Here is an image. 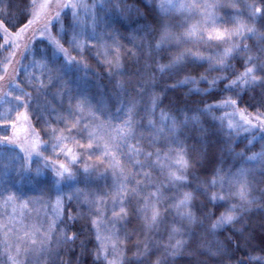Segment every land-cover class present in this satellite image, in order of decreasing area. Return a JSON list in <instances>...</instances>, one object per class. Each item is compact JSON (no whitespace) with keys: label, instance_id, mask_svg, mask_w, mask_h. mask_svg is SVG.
Instances as JSON below:
<instances>
[{"label":"snow or ice","instance_id":"snow-or-ice-1","mask_svg":"<svg viewBox=\"0 0 264 264\" xmlns=\"http://www.w3.org/2000/svg\"><path fill=\"white\" fill-rule=\"evenodd\" d=\"M151 3L149 22L136 33L140 43L133 44L134 52L128 50L140 65L138 82L129 91L121 71L124 48L108 25L114 10H128L124 0H16L14 5L0 0V81L7 80L8 89L0 97L8 104L0 112L5 125L0 135V207L12 208L8 222H0V264H89L85 257H91L90 264H177L175 257L185 252L196 258L193 264H207L199 259L205 254L219 257L212 264H264V236L256 243L254 234L245 236L246 227L233 232L235 247L231 237L209 246L207 253L188 247L196 239L192 229L216 236L239 224L257 203L256 177L264 183V0ZM174 13L183 19L176 21ZM94 51L115 80V112L94 106L84 94H72L64 79L75 71L86 80ZM157 75L183 76L171 87L192 85L187 95L199 96L204 107L191 114L172 103L161 107L155 85L149 83ZM250 91L254 94L246 100ZM55 95L68 99L59 125L53 121L39 130L26 128L28 135L21 140L20 122L47 110L40 98ZM241 102L247 107L241 108ZM202 117L229 137L218 141L222 154L225 148L232 154L234 146L247 140L244 151L235 153L242 161L235 172L216 165L209 130L198 127ZM190 128L200 133L191 145ZM256 143L261 150L245 158L244 152ZM13 173L19 177L15 191L7 179ZM25 185L49 198L55 214L47 230L23 223L29 206ZM259 199L264 200V190ZM65 215L71 223L61 220V228L56 220ZM78 218L85 221L79 229ZM133 218L138 227L129 232Z\"/></svg>","mask_w":264,"mask_h":264},{"label":"trees","instance_id":"trees-1","mask_svg":"<svg viewBox=\"0 0 264 264\" xmlns=\"http://www.w3.org/2000/svg\"><path fill=\"white\" fill-rule=\"evenodd\" d=\"M10 2L13 3L14 5L16 3V0H10ZM124 5L128 10L124 12H120L119 9H116V11H114V13L111 16L110 21L108 20V25L112 30V34L114 38L124 48L122 71L124 70L126 75L129 76V78L131 79L132 85L135 86L136 81L138 79L135 73L140 65L137 64L135 57H131L128 55V50L131 49L134 52L135 48H133V44L137 46L139 45L140 43L139 39L135 38L136 33L142 29L144 24L149 22V13L151 11L152 3L151 0H124ZM37 47L38 48L42 47V45L37 43ZM1 57L2 55H0V59ZM142 63L143 61H141V64ZM88 66L91 75H89L86 78V80L78 79V77L82 76V74L76 73L75 71H71L66 74L64 79L68 82L67 84L68 89H70L72 94L74 95L75 94L86 95L94 106H95L94 103L97 102L96 100H102L107 103V107L109 110L115 112L116 100L113 90V84L115 83V80H112L109 77L108 66L102 63L94 53L91 54L88 60ZM116 79L119 78L117 77ZM124 82L129 84L128 81H124ZM149 83H154L156 88V95L159 96L160 99L162 100L161 107L163 108H167V106L170 103H172L177 108L189 109L190 110L189 114H191V110L204 107V105L201 103V98L199 96L192 95L191 97H189L187 95L188 93L185 91L183 87L172 88L171 85L174 84L173 79H170L167 76H164L163 79H161L160 76L157 75L156 81ZM165 89H167L166 93L164 91ZM132 90L133 87L130 86L129 91ZM52 91L53 93L56 92L55 89H53ZM256 91H259V88H257ZM253 94L254 93L251 91L248 92L247 95L245 96V99L246 100L249 99ZM43 101H47L49 103L50 110L47 109L48 111H46L44 110V108H41L38 111L37 115H32L30 113V123L33 126V128H36L37 130L45 127V122H47L48 124H52L53 121L59 123V120H57L56 116L59 119L65 116V113L61 111V107H63L64 109H67L68 107L67 96H64L63 98H61L59 95L49 96L48 98L41 97L40 103L42 104ZM207 102L214 103V101L212 100H207ZM239 106L241 108L247 107V105L242 102L240 103ZM53 109H55L54 114L52 112ZM248 110L250 112L255 111L254 108H249ZM45 112H50V114ZM37 116H39L40 118L38 119ZM157 116H159V110H157ZM179 118L181 120L184 119V113H180ZM203 122L205 123L206 128L209 130V142L212 145V151H214L215 153V161H216L220 157V153H221L219 151L221 144H218V141H220V139L217 136L216 131H214L213 128L209 127L211 119L207 118V122H205V118L202 117L201 123ZM198 127H200V125ZM144 135L146 136V134ZM187 135L189 137L188 138L189 145H191L194 142V139L200 137V133L198 131L192 130L191 128ZM32 170L35 172V168ZM7 179L10 180L13 186V191H15L17 182L19 181V177H17L13 173L11 177ZM22 191L25 193L24 198L26 200H29V202H32L39 198H41L42 200L43 197L48 198L47 194L41 196L38 191L32 189L27 185H25L22 188ZM72 208H76V204L74 201L72 203ZM61 220H64L67 223H71L70 221L66 220V215H65L56 220V223L59 224L61 228L64 227V225L61 223ZM84 226H85V221L80 220L78 218L76 227L79 229ZM91 227H92L91 221L89 220L87 222V228L90 229ZM136 227H138V225L136 220L133 218L127 225V228L130 232L131 229ZM241 227H246L249 230L248 233H245V236H248L249 234H254L256 237L255 242L259 243L260 237L264 236V232L261 231V229L264 228V200L262 207L251 208L244 215V218L240 221L239 224H237L235 227L229 226L228 230H220L216 236H206L201 230L192 229V231L195 232L196 239L190 241L188 247L189 249L199 247L200 252L207 253V248L209 246L215 247L219 243H225L226 241H228L229 237L232 238L231 239L232 247H235L236 237H234L232 234L234 231H237ZM86 236L87 233H85V236H82L81 239H85ZM167 238L168 237L166 234L164 236L165 243L167 242ZM185 239H187V236H185ZM80 242H81L80 240H77L76 244L79 245ZM244 251L245 249L241 247L240 252H244ZM240 252L236 253L237 259L241 258ZM85 259L88 260L90 264L91 257H85ZM175 259L177 261V264H193V261L196 258L190 255L188 252H185L183 255L175 257ZM199 259L207 261V264H212V261L219 260V257L209 256L205 254L200 256ZM224 264H228V261H224Z\"/></svg>","mask_w":264,"mask_h":264},{"label":"rangeland","instance_id":"rangeland-1","mask_svg":"<svg viewBox=\"0 0 264 264\" xmlns=\"http://www.w3.org/2000/svg\"><path fill=\"white\" fill-rule=\"evenodd\" d=\"M89 2H91V0H89ZM188 2H192V0H188ZM201 2H203V0H201ZM114 11H116V10H114ZM224 11L230 12V11H232V9H227L226 8V9H224ZM111 16L112 15H110L108 17L109 21H110ZM173 18L176 21H179V20L183 19V17L179 13H174L173 14ZM193 22H195V20ZM30 35H31V33H29V36ZM38 39H39V34H37V40ZM28 42L31 43V41H28ZM100 50L103 51L102 48ZM20 51L21 52L23 51V42L21 43ZM93 53L95 54V51ZM2 58H3V56L1 57V59ZM15 59H17V60L20 59L19 54L15 57ZM24 63L28 64L29 61L25 60ZM122 68H123V60H122L121 71H122ZM201 71H203V70L201 69ZM123 72H124V70H123ZM0 75H3L2 67H0ZM193 75H197L198 76L199 73H193ZM213 75H215V73H213ZM118 78L121 79L120 77H118ZM122 79H123V81H128L130 86H132L134 88V86L131 83V79L129 78V76L126 75ZM172 79H173V82L175 83L177 80L183 79V76H180V77H177V78H172ZM137 82H138V79H137L136 83ZM6 84H7V80L0 81V97H2L3 94L8 91V89L5 87ZM205 86L206 85H203V84L200 85L201 88H203ZM182 87L188 93V89L193 87V86L192 85H185V86H182ZM225 95H229V94L226 93ZM8 99H11V95H9ZM96 101L97 102L94 103L95 106H99L105 111L109 110L108 107H107V103L106 102H104L102 100H96ZM41 105H46L47 109L50 110L49 109L50 105H49V103L47 101H43ZM141 107H142V105H141ZM7 108H8V104L3 103L2 100H0V112H3ZM48 110H46V111H48ZM45 113H49L50 114V112H45ZM221 114L222 113H217V115H221ZM12 115H13V118H15V113H13ZM56 118H57V120H60L57 116H56ZM211 123H212V121L210 122V124ZM144 124L147 125V120L144 121ZM58 125H59V123L56 124V126H58ZM200 126L206 128L204 122L201 123ZM4 127H5V125H3V122L0 121V135H4V132H3V128ZM7 127H8V134L10 135L11 134V128H10V126H7ZM26 128L29 129V131L33 128V126L30 123V120L28 122L21 121L20 124H19V136H20L21 140H23L24 137L28 135V132L24 131V129H26ZM214 131H216V134L219 137L221 142L229 139V137L227 135L222 134L218 129H214ZM225 131H226V129H225ZM144 134H146V136L149 135V133H144ZM233 139L238 140L239 138L236 137L235 134H233ZM246 145H247V140L243 141V143H238V146H234V151H233L232 154H229L228 150L225 148L223 154L220 153V157L216 160V165L217 166H221L222 165L225 171H228L229 169H231L232 172H235L238 168H240L242 166V161L240 159H235L234 158L235 157V153L243 152ZM222 146L223 145L221 144V147ZM260 150H261V145L259 143H256L255 147L252 148L251 151L244 152V156L246 158L247 156L252 155L253 152H259ZM16 151H19V149H16ZM30 167L32 169H34V168L37 167V165L35 163H33V164L30 165ZM256 170H257V172H259V170H260L258 164L256 165ZM33 174H34V171H33ZM48 175L51 177V173H48ZM101 183H103V181H101ZM253 187H254L253 195L255 197H257L258 200H257V203L252 204V205L249 206V210L251 208L262 207L263 206V200H260L259 197H260V192L262 190H264V183L260 182V177L259 176L256 177V183L253 185ZM54 200H55V197L53 196L52 197V202H54ZM109 208H111V204H109ZM24 211L27 213V215L25 217H23V223L25 225H29V226H31V225L41 226L42 225L44 230H47L48 224L52 223V218H53V216L55 214L54 213V209L49 206V198H44V197H43L42 200H41V198H39L37 200L29 202L28 208H26ZM5 213H7V214H5ZM0 214H1L0 215V222H8L9 216L12 214V208L4 209L3 207H0ZM108 215L111 216V212H109ZM20 219H21V217L19 215H17V220H20ZM169 219H171V218L169 217ZM230 227H232V226H230ZM37 235H39V233ZM163 235L165 236L166 234H163Z\"/></svg>","mask_w":264,"mask_h":264}]
</instances>
